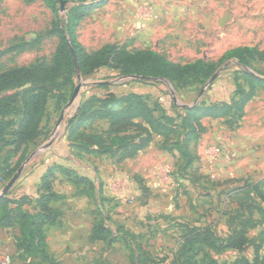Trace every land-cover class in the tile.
Wrapping results in <instances>:
<instances>
[{"label":"rangeland","instance_id":"rangeland-1","mask_svg":"<svg viewBox=\"0 0 264 264\" xmlns=\"http://www.w3.org/2000/svg\"><path fill=\"white\" fill-rule=\"evenodd\" d=\"M75 3L86 7L76 22L74 36L87 53L105 45H125L129 51L149 48L177 64L201 59L213 64L214 70L203 83L193 77L175 83L139 81L130 79L133 75L124 76L108 67L88 76H81L77 69L68 81H65L67 75L56 77V85L48 95L46 115L40 123L48 133L18 149L12 144L10 134L5 133L0 140V194L21 165L20 176L4 196L15 195L22 177L35 172L39 175L37 171L42 172L50 160L52 188L60 197L52 206L62 210L57 226L43 228L46 246L38 253L24 250L25 242L15 226L0 228V245L9 247L11 264H211L212 261L231 264L241 256L253 260L255 246L261 256L264 214L256 210H252L256 223L246 234L251 243L245 249L202 246L199 250L192 248L186 255L178 250L188 228H209L216 240H223L247 217L246 210L239 206L241 201L264 206L252 186L259 183L264 194V87L253 81L252 98L243 103L240 113L234 112L238 100L251 88L242 74L236 79L237 72L245 70L264 79V60L255 58L243 66L234 57H223L228 50L245 46L264 55V0ZM73 4L60 0L56 5L58 15L65 17ZM54 21V11L43 0H0V51L22 39L30 41L38 36L32 44L4 51L0 55V72L37 61L50 66L60 42L56 31L48 32ZM78 84L80 94L74 96ZM30 85L42 92L39 85ZM19 89L2 92L0 96ZM128 92L141 95L146 104L155 108L161 122L172 129L166 136L153 134L145 149L120 161L109 154L58 156L57 161L75 176L82 174L93 179L95 192L78 196L80 189L58 172L57 168L64 165H55L50 148L59 140L66 141L62 130L74 123L79 110L67 126L79 96L80 108L89 96L105 98L108 93L119 96ZM224 103L233 106L232 119H227L230 115L219 118L206 115L205 108L214 110ZM187 108L204 111L189 120ZM19 119L20 115L15 114L7 121ZM183 119L185 127L192 123L199 132L197 141L182 149L168 150L172 142L180 143L187 133L186 140L191 138L190 129L182 127ZM15 127L12 124L5 132ZM106 127L107 119L95 118L80 124L73 136L78 132L101 133L107 138L103 132ZM55 131H59V137L47 146ZM162 143H166V148ZM80 188L89 192L88 187ZM94 226H102L109 232L93 239L97 236H91Z\"/></svg>","mask_w":264,"mask_h":264},{"label":"trees","instance_id":"trees-1","mask_svg":"<svg viewBox=\"0 0 264 264\" xmlns=\"http://www.w3.org/2000/svg\"><path fill=\"white\" fill-rule=\"evenodd\" d=\"M43 1L54 11L56 16V21H54L52 29L48 32L56 31L60 36V42L51 65L47 66L43 62L37 61L31 65L16 66L0 72V93L21 88L17 92L0 96V140L3 139L5 133L10 134L13 137L12 144L15 145V149L26 146L48 133L43 126H40L41 120L46 115L48 95L51 88L56 85V82H54L56 77L64 74L67 75L65 81H68L70 76L77 72L74 62L75 58L81 76H88L101 67H108L118 70L124 76L149 77L148 79H139V81L168 80L175 83V81L187 80L193 77L195 81L203 83L213 74L214 67L211 63L196 59L190 63L177 64L162 53L152 49L129 51L125 45H105L93 53H87L74 36L76 22L82 16L83 9L86 8L85 5L76 4L75 2L83 0H64L74 3L65 17L64 15L61 17L57 13L56 5L60 0ZM37 39L38 36L30 41L22 39L19 43L10 46L4 51L32 44ZM4 51H0V55ZM223 57L226 59L234 57L243 66H248L255 58L264 60V55L250 46L230 49ZM241 74L245 81L251 84V88L248 92L249 94L247 93L246 96L238 100L237 107L234 109L235 113L236 111L240 113L243 103L252 98L254 94L253 81H257L258 86L264 87V79L253 76L245 70L237 72L236 79H239ZM30 84L39 85L37 87L42 92H37V89ZM14 103H18L19 106ZM212 109V107L205 108L207 111L206 115L226 117L233 114V106L227 103L214 108V110ZM154 111L155 108L146 104L143 97L136 93H126L119 96L108 93L105 98L89 96L81 104L74 123L70 125L67 131L68 146L71 152L78 156L83 154L98 156L109 154L112 157L117 156L119 161L126 157L134 156L137 151L146 146L153 134L166 136L172 129L170 125L166 126L163 124L160 120L161 118L157 117ZM186 111L187 118L190 120L199 111L204 110L187 108ZM15 114L20 115L18 122H8L7 118ZM95 118L107 119V127L103 129L107 138H104L101 133L80 134L78 132L73 136L80 124ZM137 119L141 121H137ZM167 120L172 122L171 118H167ZM182 122L183 129L186 128L188 131L190 129L191 138L186 140L187 133L180 140V143L177 141L172 142L171 146H168V150L182 149L188 143L197 141L199 132H197L195 126L192 123H188V129L185 127V119ZM12 124H16V127L5 132ZM165 145L166 143H162L164 148H166ZM57 170L70 178L71 183L77 189H80L78 191L79 195L87 196L88 194L91 195L93 191L95 192V185L87 177L82 175L75 176L70 169L61 166ZM48 171L41 178L40 191L35 199L36 212L30 213L22 209V205L28 201L26 196L19 199L6 195L0 196V227H17L20 238L22 237L23 242H25L24 250L27 252L30 249L33 253H38L45 248L46 235L43 228L46 225L55 224L61 214L51 204L59 200L60 197L58 193L53 191L52 180L54 176H52V172ZM82 185L88 187L89 192L80 188ZM252 186L260 201L264 202V194L259 190L260 184L255 183ZM239 206L246 210L247 217L242 219L238 227H235L223 240H216L212 230L209 228H188L182 238L181 247L178 250L179 254L186 255L192 248L195 247L196 250H199L202 246L239 251L245 249L251 243V239L246 236L248 228L256 223L252 218V210L264 214V206L257 202L246 203L245 201H241ZM107 232H109L107 228L94 226L91 236L97 235L93 237L95 239ZM263 240L264 229L261 231L260 236V241ZM255 250L256 255L253 260L241 256L236 258L231 264H264V253L259 256L258 246H255ZM187 257L189 256L187 255ZM211 264L216 263L212 261Z\"/></svg>","mask_w":264,"mask_h":264},{"label":"crops","instance_id":"crops-1","mask_svg":"<svg viewBox=\"0 0 264 264\" xmlns=\"http://www.w3.org/2000/svg\"><path fill=\"white\" fill-rule=\"evenodd\" d=\"M147 49H149V48H147ZM128 93H134V92H128ZM256 93H255V95H256ZM136 94H138V93H136ZM242 115H243V113H242ZM227 119H229V120L232 119V116L231 115L228 116ZM137 121H141V120L140 119H137ZM66 129L67 128H66V125H65L63 127L62 133L63 132L65 133V135H66V141L59 140L58 142H56L55 140L59 137V136H57V133L59 131H55L53 133V135L51 136V138H50V140H53V141L51 142L50 145H47V146H51L53 144V142L54 143L56 142L50 148V154L52 155V156L51 155L50 156H51L52 159H54L55 165H64L63 167H65V168H67V166L65 164L61 163V162H58L57 160H60L58 156H60L61 154H63V155L65 154L66 155L68 153L69 154L72 153L71 150H70V148H69V146H68V143H69L68 138H67V131H68V129L67 130ZM48 142H47V144H48ZM143 149H145V147H143ZM140 151L141 150L137 151L136 154H138V152H140ZM72 154H74V153H72ZM136 154L134 156H136ZM101 156H104V155H101ZM52 163H51L50 160H48L47 165L44 166L42 172L41 171H37V173L39 175H36L35 174L36 172H35L33 175H31V173L30 174L28 173V175H25L24 177H22V179H23L22 184H19L20 186L18 187V190H17L16 194L15 195H9L10 197L16 198V199H19L20 197H23V196H26L27 197V199H28L27 203H24L22 205V209L23 210H27L30 213H34V212L37 211L36 210V205H35V199L37 198L38 193L40 191L41 178L49 170V168L53 165ZM83 176H85V175H83ZM85 177H87L89 180H92L93 181L92 178H90L88 176H85ZM93 184L95 185V183H93ZM78 196L84 197V195H78ZM63 197H64V195H63ZM33 205H35V206H33ZM57 210L62 214V210H59L58 208H57ZM57 225L58 224H56V225L55 224H53V225H47L45 228L50 227V226H57ZM15 228H17V227H15ZM17 230H18V228H17ZM18 233H19V230H18Z\"/></svg>","mask_w":264,"mask_h":264},{"label":"water","instance_id":"water-1","mask_svg":"<svg viewBox=\"0 0 264 264\" xmlns=\"http://www.w3.org/2000/svg\"><path fill=\"white\" fill-rule=\"evenodd\" d=\"M62 3H64V2H62ZM74 62H75V68H76V70H77V69H78V66H77V63H76V58H75ZM148 78H149V77H143V76H137V75L130 76V79H148ZM80 89H81V85H80V84L76 85V86H75V90H74L73 95H74V96L77 95V94L79 95V94H80ZM77 100H78V105H77V107H76L75 113H74V115H72V117L69 119L67 126L71 123V121H73V119H74L75 116H76L77 111L79 110L80 96L78 97ZM61 119H62V115L60 116V120H61ZM52 141H53V140H50V141L48 142L47 145H50ZM22 169H23V165H21V166L17 169L16 173H15V174L11 177V179L6 183V185L4 186V189H3V193H1L0 196H3L4 193H6V192L8 191V189L14 184V182L16 181V179L20 176V174H21V172H22Z\"/></svg>","mask_w":264,"mask_h":264},{"label":"built area","instance_id":"built-area-1","mask_svg":"<svg viewBox=\"0 0 264 264\" xmlns=\"http://www.w3.org/2000/svg\"><path fill=\"white\" fill-rule=\"evenodd\" d=\"M11 258L9 247L0 245V264H11Z\"/></svg>","mask_w":264,"mask_h":264}]
</instances>
